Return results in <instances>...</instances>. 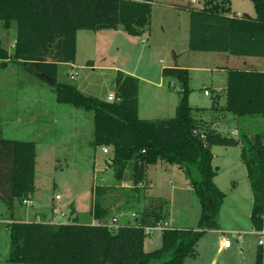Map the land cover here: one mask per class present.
Wrapping results in <instances>:
<instances>
[{"label": "trees", "instance_id": "16d2710c", "mask_svg": "<svg viewBox=\"0 0 264 264\" xmlns=\"http://www.w3.org/2000/svg\"><path fill=\"white\" fill-rule=\"evenodd\" d=\"M203 7L190 8L189 49L228 52L264 58V0H252L256 14L232 13L231 0H203ZM0 21L6 28L17 26L14 52L9 53L0 37V67L10 62L28 66L45 79L56 78L60 103L94 111L92 145L109 146L107 162L117 181L130 169L134 201L146 202L135 212V223L111 227L114 215L105 204L106 192L114 185L92 189L91 214L99 223H56L43 219L11 220L9 260L23 264H185L197 254L205 231L220 228V211L226 193L215 176L213 146H240L253 193L251 221L264 228V129L250 135L238 130L224 132L194 114L190 104V73L178 65L166 66L162 74L179 84L175 115L148 119L139 116V78L117 70L116 99L88 94L76 84L58 81L59 63L75 62L80 29L124 28L140 35L151 25L152 0H0ZM226 101L220 110L236 116L264 118V70L225 67ZM216 96L210 108L218 109ZM176 164L190 179L202 211L196 227H164L162 244L146 250L150 231L168 217L166 199L147 193V170L158 162ZM37 143L4 137L0 131V197L10 210L36 191ZM143 183L142 185H140ZM73 210V209H72ZM112 220V221H111ZM256 264H264V247L258 245Z\"/></svg>", "mask_w": 264, "mask_h": 264}, {"label": "rangeland", "instance_id": "374dc122", "mask_svg": "<svg viewBox=\"0 0 264 264\" xmlns=\"http://www.w3.org/2000/svg\"><path fill=\"white\" fill-rule=\"evenodd\" d=\"M175 1L181 4H176L172 8L156 5L152 35L143 34L144 32L140 35H132L124 28H120L119 31L80 30L75 64L61 62L58 81L76 85L82 83L86 87V93L108 99V95L115 92L117 70L133 71L141 77L158 80L161 67L174 62L173 51L169 47L171 41H176L180 48L189 41L192 7L189 6L190 0ZM193 4L200 8L204 5V1L196 0ZM231 6L232 12L243 11L252 15L256 13L252 0H231ZM16 33V23L11 28H6L0 21V37L4 46L10 51L13 50L12 44ZM189 50L188 47L187 52H190ZM183 59L190 66L192 88L190 96L197 117L206 122H211L214 118L221 119L224 132L234 133L233 130L236 129L254 135L264 129V118L257 115L236 116L229 113L226 119L227 112L219 109L220 103L217 105L218 109L205 113L197 111V106L203 107L212 102V96H207L205 89L211 92V88L219 87L221 78L226 77V72L220 71L217 62L210 58ZM227 65L233 67L230 62ZM153 88L155 87L147 81L139 80L141 116L155 115L151 116L155 119L158 117L156 115H164L163 113L175 114V112L152 109L151 112L148 111V105L155 102L154 96H151ZM171 90L179 95L176 88ZM0 92L2 135L34 140L37 143L36 191L30 194L33 203L26 204L16 200L14 209L10 210L0 197V264H23L12 263L9 260L11 246L10 229L7 224L9 221L18 220L20 217L32 219L35 216L46 221H57L55 218H58L62 212L69 211L71 202H74L77 210L80 211L79 222H89L93 219L92 189L96 185H114L115 189L104 195L106 197L104 202L110 207L111 215L125 222L135 223L136 215L132 213L137 212L136 210L142 207L146 200L143 199L139 203L134 201L135 193L131 190L130 169L126 170L124 180L117 181L113 167L107 162L110 151L105 153L103 146L92 145L93 110L58 102L53 83L37 75L28 66L15 62H10L9 66L1 69ZM215 146L217 149L224 147ZM107 147L110 150V147ZM147 171L149 172V167ZM154 187L153 183L147 193L153 195ZM157 187L165 195L166 198L163 199L168 201L167 220L173 215L175 224L196 227L201 203L190 182L180 190L172 191V187L169 184L166 186L165 182H161ZM189 187L191 190L188 189ZM57 194L61 198H56ZM52 214L55 215L54 219L50 218ZM219 222L221 224L220 219ZM247 224L250 225V220H247ZM222 226L228 228L230 223L224 220ZM227 238L232 241L233 246L228 251L216 254L219 263L256 264L252 251L259 243L258 235H250V240L246 242L235 234H227ZM146 241L148 250L159 247L158 243L162 241L161 230H151Z\"/></svg>", "mask_w": 264, "mask_h": 264}, {"label": "crops", "instance_id": "0c3cea01", "mask_svg": "<svg viewBox=\"0 0 264 264\" xmlns=\"http://www.w3.org/2000/svg\"><path fill=\"white\" fill-rule=\"evenodd\" d=\"M194 2H196V0H190L189 6L195 7L193 4ZM157 4H161L165 7L172 8V7H175L176 4H181V3H179V1L176 2L175 0H152L151 25L149 29H146L144 31L143 34L150 33V35H152L154 10ZM232 13L243 14L245 12L243 11L234 12L233 11ZM247 14L252 15L249 12ZM161 26L164 28V25L161 24ZM120 28L122 27H119L117 29L115 28H107V29L119 31ZM80 30H78L77 32V51H78V35H79ZM87 30H92V29H87ZM100 30L102 29L93 30V31H100ZM15 40H16V37L13 39V44H12L13 46L15 44ZM188 44H189V41H187L184 47L180 48L176 41L174 40L171 41V43L169 44V47L173 51L174 62L166 66L178 65V66L189 69L190 66L188 65V63H186V60H184L183 58H210L214 60L215 62H217V68L220 69V71L226 72L225 67L229 66L227 65L229 64V62L232 64L231 66L237 67V68L264 70V60H263L264 58L263 57L250 56V55L234 56L228 52H217V51L189 50L190 52H187V48L189 47ZM7 50L9 51V53H13L14 47L12 51H10L9 49ZM238 58H241V59L238 60ZM66 63L75 64V62H66ZM89 63L91 62L89 61ZM59 64H61V62ZM91 65L94 66L93 64ZM166 66L161 67L158 80L153 79L151 77H141L137 75L136 73H134L133 71L131 72L126 71L130 74H134L138 76L139 80L143 79L147 81V83L155 87L153 88V92L151 95V96H154L155 98V102H154L155 104L153 103V104L148 105L149 112H151L150 111L151 109L154 111L160 110V111L176 112V106L179 101V95L174 94L175 91L171 89L176 88L178 91V89L180 88V84L175 78L166 77L162 74V69ZM1 69L3 68L0 67V71ZM190 81H191V76H190ZM226 81H227V72H226V77L221 78L219 87L211 88L210 94L205 93L207 96H212V102L209 105H205L203 107L210 108L213 105V102L216 96H220L219 97L220 105L225 104ZM81 84L82 83L77 84V86L84 92H87L85 91L86 87L83 84L82 85ZM0 95H1V92H0ZM0 102H1V96H0ZM190 104L192 105L191 96H190ZM0 111H1V107H0ZM138 111H139V116L142 118L153 119V117L151 116H155V115L144 116V117L141 116L140 101H138ZM207 111H210V109L205 110L204 113ZM163 114L164 115H156L158 116L156 118H163V117H169V116L175 115L174 113H168V114L163 113ZM228 114L229 112L226 113V119H228ZM207 119L205 118V120ZM207 123L212 124L213 126H216L217 128L221 130L225 129V128H222L224 124L219 118H214L212 119L211 122H207ZM0 131L2 133V129H0ZM233 131L234 133L237 132L236 129ZM216 147L217 146H213L212 148V151L214 153L213 164L218 167V172L215 176V182L217 186L226 193V197L224 199V202L222 204L221 211H220V221H221L220 228L219 229H208L207 231H205V233L203 234V236L198 242L197 254L195 256L188 257L185 261V264H228L225 262L219 263L217 260V255H216L217 253H220V252L222 253L225 250L228 251L232 248L233 243H231L230 246H224V240L228 239L227 234H235L243 242L248 241V239L250 240V235L259 236L260 231L256 230L253 227V224L251 221L253 193H252V189H251L250 182L248 179L246 165L241 159V155H240L241 148L240 146H224L219 149H217ZM146 180L149 186L148 190L149 191L151 190L150 186H152L154 183L155 187L152 190L154 191L153 195L156 197H161V198H166L165 195H163L157 187L158 184H160L161 182H165L166 186L169 184L172 187V191L176 189H179V190L184 189V185L190 182L187 173L182 168H180L178 165L164 163L161 161L149 166V172L147 171ZM121 185L124 186L125 184H121ZM156 187L158 190L155 189ZM188 189L191 190L190 187ZM200 208L202 211V207ZM69 211H75L77 213V219L79 221L80 211L77 210L74 202H71ZM201 211H200V215H201ZM50 218L54 219L55 215L52 214ZM34 219H42V218L41 217L37 218V216H35V218H32V219L31 218L24 219L20 217L18 220L31 221ZM56 219L57 218H55V220ZM94 220L95 219L93 218L91 221L85 222V223H93ZM118 220L120 223H126L125 221L121 220V218H118ZM224 220H226L227 223H230V226L228 228H225L222 226ZM247 220H250V225L247 224ZM174 222H175L174 217L173 215H171L169 220L166 219V221L160 224L158 228H155V229L161 230V240H162V229L164 227H183L181 225L175 224ZM223 237L225 238L223 239ZM146 243L147 241L145 239L144 247L146 250H148L146 248ZM158 244H159L158 246H160V244H162V241L161 243H158ZM258 245L255 249H253L254 251H252L255 256V262H256V251H257ZM212 253L213 255H211Z\"/></svg>", "mask_w": 264, "mask_h": 264}, {"label": "built area", "instance_id": "2783aa9c", "mask_svg": "<svg viewBox=\"0 0 264 264\" xmlns=\"http://www.w3.org/2000/svg\"><path fill=\"white\" fill-rule=\"evenodd\" d=\"M72 76H74V74H72ZM205 93L206 94H210V90H205ZM116 99V96L113 94H110L108 96V100L110 101H113ZM103 151L105 153L109 152V148L107 146H104L103 147ZM143 183H141L140 185H142ZM56 198H61V196L59 194L56 195ZM23 203H26V204H32L33 203V200L32 198L29 197H26L23 199ZM133 215L135 216L136 213H133ZM77 218V213L75 211H67V212H62V214L57 218V221H51V222H56V223H65V222H74L75 219ZM117 220L118 218L117 217H114L113 221L112 222H109V225L111 227H117L118 226V223H117ZM93 223H99L98 220H94ZM159 225L157 226H152V227H148V231H151L155 228H158ZM232 243V241L230 239H225L224 240V246H230ZM259 244L262 245L264 247V230H260L259 232Z\"/></svg>", "mask_w": 264, "mask_h": 264}, {"label": "water", "instance_id": "95a60500", "mask_svg": "<svg viewBox=\"0 0 264 264\" xmlns=\"http://www.w3.org/2000/svg\"><path fill=\"white\" fill-rule=\"evenodd\" d=\"M42 76L46 79V80H48L50 83H55L56 82V78H52V77H50L49 75H47V74H45V73H43L42 74Z\"/></svg>", "mask_w": 264, "mask_h": 264}]
</instances>
